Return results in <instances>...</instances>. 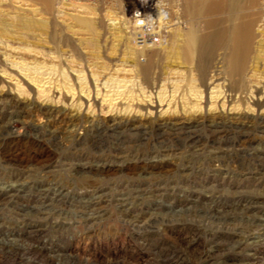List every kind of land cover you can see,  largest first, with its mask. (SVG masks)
Instances as JSON below:
<instances>
[{"label": "rangeland", "instance_id": "1", "mask_svg": "<svg viewBox=\"0 0 264 264\" xmlns=\"http://www.w3.org/2000/svg\"><path fill=\"white\" fill-rule=\"evenodd\" d=\"M191 3L0 0V264H264V13L234 82Z\"/></svg>", "mask_w": 264, "mask_h": 264}, {"label": "bare ground", "instance_id": "2", "mask_svg": "<svg viewBox=\"0 0 264 264\" xmlns=\"http://www.w3.org/2000/svg\"><path fill=\"white\" fill-rule=\"evenodd\" d=\"M192 2V15L205 17V32L202 33L190 26L182 37L183 60L192 63L195 56L200 59L214 56L223 49L227 50V72L232 81L244 77L248 71L249 61L255 51V40L258 33L255 25L264 13V0H187ZM200 4L199 7L196 4ZM44 10V9H43ZM229 15L223 17V15ZM138 25L145 27L152 20ZM143 48L150 47L145 39ZM174 45V43H173ZM142 49V48H141ZM205 75V74H204Z\"/></svg>", "mask_w": 264, "mask_h": 264}]
</instances>
